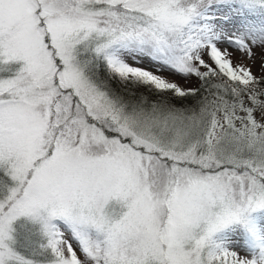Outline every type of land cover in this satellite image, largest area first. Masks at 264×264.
I'll list each match as a JSON object with an SVG mask.
<instances>
[{
    "label": "snow or ice",
    "instance_id": "1",
    "mask_svg": "<svg viewBox=\"0 0 264 264\" xmlns=\"http://www.w3.org/2000/svg\"><path fill=\"white\" fill-rule=\"evenodd\" d=\"M0 264H264V0H0Z\"/></svg>",
    "mask_w": 264,
    "mask_h": 264
}]
</instances>
